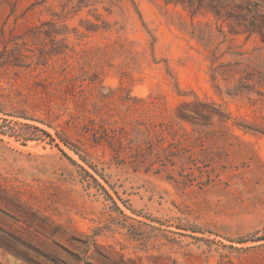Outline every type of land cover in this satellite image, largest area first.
<instances>
[{"label":"rangeland","instance_id":"374dc122","mask_svg":"<svg viewBox=\"0 0 264 264\" xmlns=\"http://www.w3.org/2000/svg\"><path fill=\"white\" fill-rule=\"evenodd\" d=\"M236 1L0 0V264H264V103L210 76L264 69Z\"/></svg>","mask_w":264,"mask_h":264},{"label":"trees","instance_id":"16d2710c","mask_svg":"<svg viewBox=\"0 0 264 264\" xmlns=\"http://www.w3.org/2000/svg\"><path fill=\"white\" fill-rule=\"evenodd\" d=\"M164 3L166 4H187L188 8L192 9V0H163ZM200 5L204 2L206 5V8L209 13H211L217 20H227L230 19V17L225 15L224 9L221 6H224L226 4H236V0H220L219 6H214L215 0H199ZM218 4V3H217ZM226 11V9H225ZM260 12L262 10H258L255 12L254 17L260 19ZM196 13L195 10H192V14L194 15ZM246 21L245 18L239 17L238 20H236V24L234 26H229L230 27V34L233 35H246L247 37H250L252 35H256L260 39V43L264 45V20H256V24H250V25H245L243 24ZM48 38L53 39L56 38L57 36L64 37L65 33H53L46 35ZM2 52L3 54H8V41L4 40L3 46H2ZM215 63L214 61L212 62V66L210 68V76H211V81H215L217 76H224L226 80L228 81H233L234 78H237V82H239V86H233L231 90H228L227 96L228 97H237L239 95H249V94H255L260 102L264 103V69L259 68V65L252 66L250 65L249 62L247 61H237L234 63H229V64H213ZM216 91L218 93H221L219 88L215 87ZM43 134L47 137L50 138L48 134L43 132ZM64 146L70 148V144L67 142H63ZM72 149V148H70ZM76 155L77 152L75 150H72ZM81 158V156H79ZM94 182L96 180L91 177ZM97 183V182H96ZM98 187L106 194L105 190L98 184ZM111 200V199H110ZM113 206H115V203L112 202ZM115 209L117 212L121 213L118 208L115 206Z\"/></svg>","mask_w":264,"mask_h":264}]
</instances>
